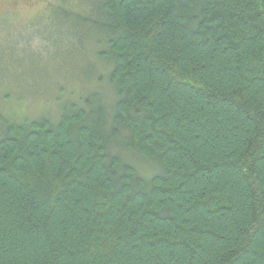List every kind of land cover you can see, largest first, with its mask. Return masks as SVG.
I'll use <instances>...</instances> for the list:
<instances>
[{"label": "trees", "instance_id": "16d2710c", "mask_svg": "<svg viewBox=\"0 0 264 264\" xmlns=\"http://www.w3.org/2000/svg\"><path fill=\"white\" fill-rule=\"evenodd\" d=\"M95 4L93 77L0 87V264H264V0Z\"/></svg>", "mask_w": 264, "mask_h": 264}, {"label": "rangeland", "instance_id": "374dc122", "mask_svg": "<svg viewBox=\"0 0 264 264\" xmlns=\"http://www.w3.org/2000/svg\"><path fill=\"white\" fill-rule=\"evenodd\" d=\"M97 1L0 0V87L27 89L22 94L24 107L14 106L16 117H36L45 110L44 101L52 104L62 87L74 88L82 78L94 75L92 65L99 62L93 58V41L99 37L86 22L98 20L92 11ZM76 16L82 19L77 21ZM67 89L61 98L69 97ZM18 98L14 94L10 99ZM50 113L54 117L56 108Z\"/></svg>", "mask_w": 264, "mask_h": 264}, {"label": "flooded vegetation", "instance_id": "af4514ba", "mask_svg": "<svg viewBox=\"0 0 264 264\" xmlns=\"http://www.w3.org/2000/svg\"><path fill=\"white\" fill-rule=\"evenodd\" d=\"M23 1H32V0H23Z\"/></svg>", "mask_w": 264, "mask_h": 264}]
</instances>
